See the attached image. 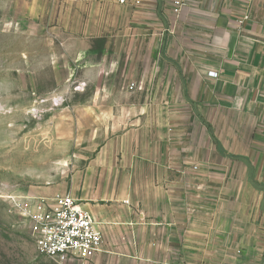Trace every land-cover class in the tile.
<instances>
[{
	"label": "crops",
	"instance_id": "obj_1",
	"mask_svg": "<svg viewBox=\"0 0 264 264\" xmlns=\"http://www.w3.org/2000/svg\"><path fill=\"white\" fill-rule=\"evenodd\" d=\"M102 1L112 50L86 69L124 101L50 197L91 215L85 264H264V0Z\"/></svg>",
	"mask_w": 264,
	"mask_h": 264
},
{
	"label": "rangeland",
	"instance_id": "obj_2",
	"mask_svg": "<svg viewBox=\"0 0 264 264\" xmlns=\"http://www.w3.org/2000/svg\"><path fill=\"white\" fill-rule=\"evenodd\" d=\"M102 2L0 0V264H55L7 197L60 193L120 112L126 80L86 69L112 50L99 38L111 17Z\"/></svg>",
	"mask_w": 264,
	"mask_h": 264
},
{
	"label": "built area",
	"instance_id": "obj_3",
	"mask_svg": "<svg viewBox=\"0 0 264 264\" xmlns=\"http://www.w3.org/2000/svg\"><path fill=\"white\" fill-rule=\"evenodd\" d=\"M201 1L169 0V7L178 15L185 6ZM247 20L248 15L244 14L241 22ZM207 77L216 79L217 73L209 71ZM132 88L133 84L129 89ZM7 200L18 215L29 221L38 253L55 264H85L100 250L101 237L91 215L69 195L53 198L9 196Z\"/></svg>",
	"mask_w": 264,
	"mask_h": 264
},
{
	"label": "trees",
	"instance_id": "obj_4",
	"mask_svg": "<svg viewBox=\"0 0 264 264\" xmlns=\"http://www.w3.org/2000/svg\"><path fill=\"white\" fill-rule=\"evenodd\" d=\"M100 42H103L102 40Z\"/></svg>",
	"mask_w": 264,
	"mask_h": 264
}]
</instances>
